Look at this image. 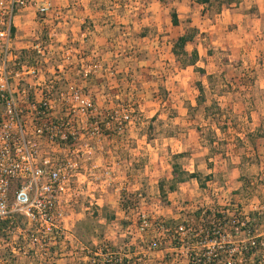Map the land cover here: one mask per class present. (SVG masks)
Returning a JSON list of instances; mask_svg holds the SVG:
<instances>
[{
	"label": "rangeland",
	"instance_id": "obj_1",
	"mask_svg": "<svg viewBox=\"0 0 264 264\" xmlns=\"http://www.w3.org/2000/svg\"><path fill=\"white\" fill-rule=\"evenodd\" d=\"M44 1L38 0L39 5ZM46 1L51 3L47 19L66 20L61 15L62 7L56 4L58 0L55 4ZM74 2L77 0H69V5L76 8ZM90 3L91 17L87 16L85 33L81 32L90 49L97 44L107 54L94 58L107 74L97 75L100 134L91 142L104 140L112 151L109 156L121 164H115L112 172L98 173L89 164L94 153L83 162L82 171L92 174L93 180L87 189L86 185L82 187V216L75 226L79 236L89 243L105 239L118 247L125 242L120 227L126 225L125 219L132 218L131 212H144L168 222L184 219L183 205L176 202L180 196L167 195L173 163L200 175L202 187L196 181L186 185L191 200L202 204L199 195L207 181H214L229 191L237 189L236 193H244L249 183H256L253 193L264 203V0ZM172 11L177 14V26L171 24ZM33 12L36 26L31 17L25 20L17 15L14 19L16 27L30 22L27 30L17 34L25 36L21 47H27L36 36L42 40L51 33L55 35L53 48L61 46L65 51L58 40L59 28L41 24L40 16ZM92 21L107 25L105 32H100V42L97 36L93 39ZM185 33L194 34L186 51L196 50L198 54L195 64L186 67L182 65L184 57L177 58L171 52L173 40ZM80 34L77 32L76 39ZM61 53L51 56L46 68H56L63 62ZM84 87L94 99L88 86ZM123 107L130 111L127 121L120 119ZM179 154L182 156L177 157ZM123 163L121 169L131 170L133 175L145 171L147 181L139 190L119 189L120 180L115 184L111 181ZM161 183L163 193L159 190ZM88 195H93V200ZM127 206L130 210H125Z\"/></svg>",
	"mask_w": 264,
	"mask_h": 264
},
{
	"label": "built area",
	"instance_id": "obj_2",
	"mask_svg": "<svg viewBox=\"0 0 264 264\" xmlns=\"http://www.w3.org/2000/svg\"><path fill=\"white\" fill-rule=\"evenodd\" d=\"M31 2L0 0V264H264V203L253 193L256 183L236 193L207 181L202 204L182 192L176 202L186 216L179 222L131 212L118 247L77 234L82 187L93 180L82 166L94 153L99 115L84 85H59L62 61L46 68L51 56L62 52V60L78 50L53 48L51 33L27 47L16 44L14 19ZM50 8L46 0L35 5L41 23ZM79 62L78 80L101 67L94 59ZM129 112L123 107L120 119Z\"/></svg>",
	"mask_w": 264,
	"mask_h": 264
},
{
	"label": "crops",
	"instance_id": "obj_3",
	"mask_svg": "<svg viewBox=\"0 0 264 264\" xmlns=\"http://www.w3.org/2000/svg\"><path fill=\"white\" fill-rule=\"evenodd\" d=\"M34 5H39L38 0H32ZM53 4L56 3L57 0H50ZM55 1V2H54ZM58 6L62 7L61 10V15L62 17H64V19L66 20H61V21H54L52 19H47L48 21H46L48 23V26L50 27H54L59 28L58 31H60L59 34V42L61 45H63L64 48L68 49H72V51H76V52H68L66 51V57L65 59H63V66L64 69L62 71V82L63 85H73V84H79V85H86L88 86L87 88L90 89L93 93L94 96V102L95 103H99L100 102V93H98L99 89L97 88V85H100L97 80L99 79L100 75L99 73L103 72V74H107L105 73L106 70L102 69V66L100 69H98L96 72H94L92 75H90L88 77V79H84V80H78V78L75 77V69L80 67V62L79 60L81 58H83V60H89V59H94L97 58L98 56L101 57H106L107 54L106 53H102V49L98 47L97 44H94V46L91 47V49L88 47V39H76L77 36V32L85 35V30H84V25L86 23H88V18H90L91 16L89 15V13L92 11V6L90 3V0H77V2H74L73 4L76 5V8L73 7L72 5H69V0H58V2L56 3ZM54 6V5H53ZM35 6L33 7H29L26 8L24 10H21L20 12H18V17H21L22 19H27L28 17L33 20L35 26L37 25V22L34 21V17H33V11H35L34 9ZM58 8V9H59ZM48 17H50L49 12L47 14ZM27 23H30L28 21L23 22L22 25L18 24L16 27V44L18 46H21V39H23L25 36H18L17 34L21 33V31H25L28 28L25 27ZM42 24V23H41ZM103 26V27H100ZM107 25H103L99 22H95L92 21V34H93V39L97 36V39L100 38V32L102 30H104L103 28H105ZM62 27V29H61ZM33 28V27H32ZM33 31V29L31 30ZM84 31V33L82 32ZM48 32H51L50 30ZM105 32V30H104ZM23 37V38H22ZM80 37V36H79ZM96 40V38H95ZM57 41V39H56ZM93 40H91L90 42H92ZM76 42V43H73ZM97 42V41H96ZM98 42H100V40L98 39ZM85 51H87V53H85ZM70 63V65H69ZM108 63V61L106 62V64ZM109 65V63L107 64V66ZM72 66V67H71ZM105 68V67H104ZM96 74V75H95ZM46 77H48V75H46ZM113 140L109 141L112 142ZM105 141L104 140H100L98 144H94V155L92 156V158L90 159V167L97 169L98 173L100 172V170H110L111 172L114 170L113 166L115 164L119 165L121 164V161L119 160L117 163L115 161L116 157H111L109 156L112 151H110L109 147H106L105 145ZM108 144V143H107ZM141 148V147H140ZM115 154L116 152L113 151ZM109 159V160H108ZM124 163L122 164V166H119V170L117 169V177L115 175H113L114 177L111 179V181H113L115 184V180L119 179L120 182L118 183V187L119 189L122 188H129L131 187V192H135L136 190H139L142 185L147 181L146 177H144L146 175L145 171L143 172L142 170L140 172H136L134 175L131 173L130 171H127L126 168L121 169V167H124ZM146 168V166H145ZM187 170V169H186ZM189 173H191V170H187ZM127 172V173H126ZM143 172V173H142ZM167 179H169L170 177H166ZM195 180L191 179L187 182L184 183H180L178 184V186L176 187L175 190L173 191H169L167 192L168 194V198L172 197L173 195H182V192L186 191V185L188 183H192ZM185 186V187H184ZM118 190V189H115ZM181 190V191H180ZM187 192V191H186ZM82 214L79 216V218H81Z\"/></svg>",
	"mask_w": 264,
	"mask_h": 264
},
{
	"label": "trees",
	"instance_id": "obj_4",
	"mask_svg": "<svg viewBox=\"0 0 264 264\" xmlns=\"http://www.w3.org/2000/svg\"><path fill=\"white\" fill-rule=\"evenodd\" d=\"M196 2L198 4H208L210 0H196ZM170 17H171V24L173 26H177L178 17H177L176 12L172 11L170 14ZM193 37H194V34L185 33V34L179 35L173 40L171 52L177 58H179L180 56L184 57L183 62H182V65L184 67L194 65L196 60L198 59V54L196 50H193L191 53H188L186 51V45L192 42ZM197 86L200 90V85H197ZM180 156H182V154L177 155V157H180ZM171 174H172V182L169 186V191L175 190L177 184L187 182L191 179L195 180L201 187L203 186L201 183L200 175L197 172L194 171V172L189 173L187 171H184L181 168V166L176 163H173L171 165ZM159 190L163 193L162 183L159 184ZM110 218L111 217H109V219Z\"/></svg>",
	"mask_w": 264,
	"mask_h": 264
}]
</instances>
